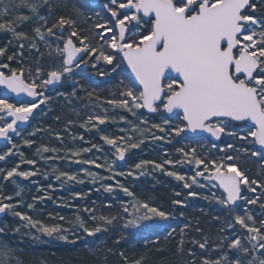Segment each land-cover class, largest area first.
<instances>
[{
	"label": "snow or ice",
	"instance_id": "6c2138e0",
	"mask_svg": "<svg viewBox=\"0 0 264 264\" xmlns=\"http://www.w3.org/2000/svg\"><path fill=\"white\" fill-rule=\"evenodd\" d=\"M70 4V14L57 15ZM86 6L90 7L88 0L80 4L0 0V33L7 35L0 44V86L15 96L0 98V140L5 141L0 150V216L19 221V226L0 224V264H22L12 239L22 229L33 240L49 237L75 244L112 229L177 219L174 212L136 198L127 186L129 177L138 179L148 166L183 182L188 197H202L220 208L221 214L213 217L219 228L214 240L199 227L196 232L202 239L188 240L186 230L191 225L179 228L178 253L184 254L186 243L193 245L186 253L189 264H264V178L250 176L241 163L255 158L264 176V0H106L105 16L97 12L95 19L85 17L91 24L85 32L79 15ZM25 49L38 54L31 64L25 60ZM89 69L100 77H121L116 91L100 97L75 80L77 74L90 80ZM70 80V92L58 91ZM53 93L66 106L82 101L86 116L67 120L62 131L22 130L21 124L31 126V120L43 112L42 105L47 108L53 103ZM144 109L169 115L156 123L145 118ZM76 115L80 117V112ZM55 120L59 122L60 116ZM42 132L52 133L57 145L36 146L34 158H28L22 146L32 148L33 137ZM185 132L213 138L211 147L222 155H201L195 147H179L175 160L141 159L128 165L132 150L142 151L141 145L149 139L170 144ZM225 136L233 142L218 147L215 141ZM24 165L31 167L25 170ZM45 165L50 172L40 170ZM167 165L191 166V175L168 170ZM37 176L48 183L37 188L39 194L32 202L18 199L25 191L18 178L37 184L32 179ZM86 178L99 185L95 191L122 192L134 203L110 216L97 215L95 206H85L68 227L62 223L63 216L48 213L45 221L29 214L47 201L57 203L53 193L58 188H74ZM5 183L15 186L14 195L4 194ZM88 195L83 190L71 192L75 200H86ZM172 205L174 210L185 207L186 200L173 199ZM165 231L172 237L177 228L169 225ZM120 240L117 237L114 244ZM153 243H159V237ZM119 256L121 264H145L143 255L130 259L120 250Z\"/></svg>",
	"mask_w": 264,
	"mask_h": 264
},
{
	"label": "trees",
	"instance_id": "16d2710c",
	"mask_svg": "<svg viewBox=\"0 0 264 264\" xmlns=\"http://www.w3.org/2000/svg\"><path fill=\"white\" fill-rule=\"evenodd\" d=\"M75 3H83L84 0H74ZM106 0H99L97 3H93L92 0H88L90 7H85L79 15V22L81 28L86 32L91 28V24L86 22L85 17L92 16L95 19V13H100L101 16H105V11L102 5ZM72 12L71 4L64 13L59 14H70ZM7 35H0V44L5 43ZM33 55L29 54L28 49H25V60L27 63H33ZM13 66H17L13 63ZM26 67V65H25ZM88 75L90 80L81 79L80 75H77L78 81L84 84L86 87L94 89L96 94L100 97L111 96L118 87L119 80L121 77H100L94 74V70L89 69ZM127 84L128 81L125 80ZM3 95L0 93V98ZM10 99H15L9 97ZM64 101L62 99H54L53 101V114H57L61 109ZM145 111V110H143ZM149 114V113H148ZM155 116L156 114H149ZM166 115V114H164ZM184 139L188 141H210L207 137H191L185 133L182 135ZM233 142L231 138L225 136L221 139L218 145ZM240 144V141H235ZM181 142L177 139L174 143L169 145V149L173 154L176 153L175 149L181 146ZM211 144V143H210ZM0 145L4 146L5 144ZM257 147V146H256ZM209 152H215L209 147H203L200 149L201 155H206ZM219 156L218 152H215ZM32 156V154H31ZM151 156V155H150ZM137 159V158H136ZM244 164L245 169L249 172L250 176L257 178H264L261 176V167L256 162L255 158L247 157L246 161H241ZM7 191L13 193L14 188L12 185L5 183ZM133 191L142 200L149 202L150 204L158 207H162L165 211L174 212L177 215V220L171 225L177 228V233L174 236H167L165 231L168 227L157 230L146 236L136 235L135 233L125 229L119 231L112 229L107 234L98 235L92 240H80L75 244L68 245H45L42 247H29L23 253L26 260H32L34 264H121V258L119 251H125V254L131 259L141 255L145 256V264H189L188 257L186 255L187 249L192 247L190 243H186L184 254H179L177 251V241L180 238L179 228L183 227L184 224H190L191 228L186 230L187 239H202V236L196 232V228L199 227L203 230V234L207 235L211 240L217 238L219 234V228L217 222L213 219L214 216L221 214L220 208L212 206L207 203H187L185 207H180L174 210L172 205L173 199H184L181 195L176 197V192H181L179 186H176L172 182L159 178L158 181L154 180H142L137 182L133 186ZM109 200L110 203H109ZM89 204L97 209V215L103 213L104 215H114L122 213L123 202L114 201L109 199L105 195H99L93 193L88 197ZM111 204L110 208L105 205ZM41 209L44 213L41 215L42 218H47L48 212L53 213L56 216L64 215L69 216L70 211L66 209H60L54 207L53 204L47 203L41 205ZM180 212L184 213L183 217H180ZM126 215V214H125ZM49 219V218H48ZM123 223V221H121ZM119 226H117L118 228ZM117 237H121L120 244H114V240ZM159 237V243H153ZM145 240L148 241L147 246ZM108 249H112L111 253Z\"/></svg>",
	"mask_w": 264,
	"mask_h": 264
},
{
	"label": "rangeland",
	"instance_id": "374dc122",
	"mask_svg": "<svg viewBox=\"0 0 264 264\" xmlns=\"http://www.w3.org/2000/svg\"><path fill=\"white\" fill-rule=\"evenodd\" d=\"M97 1H99V0H92L93 3H97ZM0 35H4V34L0 33ZM40 47H41V50L43 51L44 50L43 44H41ZM75 80H78L77 76L75 77ZM71 84H72V81L70 80L68 82V86L66 88H60V89H58V91L70 92ZM81 95L83 96V93H81ZM53 96H54V99H56L54 93H53ZM54 99H53V101H54ZM62 104L63 105L61 106V109H64V110L59 111L57 114H53V103L51 105H49V107H47V108L42 105L41 108L43 109V112H39L35 116V118H33L31 120V126H29V125H26L25 127L20 126V128L22 130L27 129V131H31L32 129H34L36 127H41V128H45V129L51 128L52 132L62 131L67 120H69V119L77 120V119L83 118L87 114L86 110H83V102L82 101H77L72 106H66L64 102ZM49 109H51V110H49ZM77 111L80 112V117H77V115H76ZM143 112L145 113V118L151 120L152 122H156V123H160L161 120L165 116L162 113H156L155 116H151L147 112H145V111H143ZM57 115L60 116L59 122H57L55 120V116H57ZM173 119H174V122H178V121H175V117H173ZM101 127H103V126H101ZM115 127H116L115 125L110 126V130H114ZM75 131L76 132H83V129L76 128ZM25 135H27V132H25ZM182 135H181V137H176L172 141V143H174L177 139H179L180 142L182 143L180 147H186V148L195 147L199 154H200V149L203 147H209L211 150L218 152L216 149H213L211 147V144L208 141H203V142L199 141V140L188 141V140L184 139ZM87 138H92V137L86 136V139ZM33 139L36 141V144L32 148L22 146V151H24L25 155L28 158H34L36 146H39L41 144L57 145V141L53 138V135L50 132L39 133L36 137H33ZM95 141L99 142L98 137H95ZM17 143L21 144V141L19 138H17ZM172 143L169 144L166 141H152L149 139L148 141H146V143L144 145H141V148L143 149L142 151L140 149L132 150V154L128 158V165H134L135 163H137L141 159L155 160L158 163H162L165 158H170L172 160H175L177 158L178 154L177 153L173 154L171 152V150L169 149V145H171ZM224 145L225 144H220V145H218V147L223 148ZM3 147L4 146L0 145V150H2ZM165 153H167V157L165 156ZM31 154H32V156H31ZM219 155H222V153H219ZM41 164H43V161H41ZM23 167L25 170H28L31 166L24 165ZM38 167H39V165H38ZM73 167L75 168L78 166H73ZM120 167L127 170V165L123 164L122 162L120 163ZM190 167L191 166H187V165L176 166L174 169V167L172 165L166 166V168H168V170H178L181 172V174H188V175H191V172L189 171ZM45 168H47V170L49 172L51 171V167L47 166V165H45L44 167H41L40 170L44 171ZM93 170L94 171H100L97 169H93ZM159 178H163V180H167L169 182H172L176 186H179L181 189L180 193L184 198L183 200H186V204L187 203L201 202V203L210 204V205L215 206V207H219L218 205H216L214 203H211L209 201H205L202 197H188L187 192L189 190L183 188V182L176 181L174 177L167 176L164 172H161L160 170L153 171L152 166H148V169L145 172V174L140 175L138 177V179L133 180V178L129 177L128 181H127V186L131 190H133V186L139 181H142V180L158 181ZM32 179L38 181V183L33 184L29 180H23V179L18 178V183L25 188V191L22 193V196L18 199H22L25 203L32 202L31 198L33 196L39 194L37 192V188L41 185H46L48 183V181H44L42 179V177H40V176L34 177ZM119 179L122 182H124L123 177H121ZM52 183L56 184L57 182L52 180ZM12 186L14 188L13 193L10 191H7L5 188V185H4V187H3L4 194L14 195V193L17 189L15 188L14 185H12ZM98 186L99 185L94 186L86 178L84 184L75 185L74 188H66L63 190L58 188L53 193V198L55 200H57V203H53L52 201H47L45 204L51 203V204H53L54 207H58L60 209H66V210L70 211V214L68 217H66L64 215H60V216L65 217V221H63L62 223L64 224L65 227H68L69 226L68 222L71 221L74 223L76 215L79 213H82V210L85 206H87L89 208L92 207L89 204V202H87L88 198L86 200L72 199L71 198V192L72 191L83 190L84 192L89 193L88 197H90V195L93 193H96L99 195H105L106 197H108L109 199H112L114 201H122L123 205L128 204V203H134V201L131 197H127L122 192H117L113 195L105 193L102 190L97 192L94 189H95V187H98ZM196 190L201 191L199 189H196ZM203 191H204V193L207 192L206 189ZM135 196H136V198L140 199L136 194H135ZM140 200H142V199H140ZM110 201L111 200H109V203H110ZM142 201H144V200H142ZM45 204H43V205H45ZM67 205H71V206H67ZM132 211H133V209L130 207L129 212H132ZM41 213L42 214L44 213V211L41 209V206H38L36 212H29V214L36 216V218L48 221L49 216H47V218L44 219L41 217V215H42ZM257 214H258V210H257ZM52 215L56 216L53 213H52ZM176 217H177V215H176ZM128 218H130V217H128ZM176 220L177 219L169 220V221H160V220L149 221L140 228H129L127 230L135 233L136 235L146 236V235L153 233L157 230H162V229L168 227L169 225H172ZM0 224H8L10 226H19V221L17 218L12 217L11 215H3V216H0ZM156 226H158V227H156ZM25 231H26L25 229H22V234L12 237L13 241H15L17 243V247L19 249V255H20V259L22 261V264H34L32 260H26L24 258V255H23V253H25V251L27 250V248L29 249V247L38 248V247H42L45 245L53 246V245H68V244H70V243H65L63 241H60V240H57L54 238H49V237H41V240H33L31 235H24L23 234ZM92 239H94V238L93 237H86V238H82L80 240H92ZM80 240H78V241H80ZM44 264H46V263H44Z\"/></svg>",
	"mask_w": 264,
	"mask_h": 264
},
{
	"label": "water",
	"instance_id": "95a60500",
	"mask_svg": "<svg viewBox=\"0 0 264 264\" xmlns=\"http://www.w3.org/2000/svg\"><path fill=\"white\" fill-rule=\"evenodd\" d=\"M1 87V94L4 96L5 94L7 95V96H13L14 98H15V96H14V94H12V93H6V90L2 87V86H0ZM146 112H147V110L146 109H144ZM148 113V112H147ZM167 115H169V114H167ZM174 117V116H173ZM20 126H22V127H25L26 126V124H21ZM185 134L186 135H188V136H191V137H198V136H206V137H208L206 134H204V133H199V132H197V133H192V132H185ZM210 140H212L213 138H211V137H208ZM221 141V140H220ZM220 141H215V143H219ZM0 143H5V141H3V140H0ZM257 147H259V146H257Z\"/></svg>",
	"mask_w": 264,
	"mask_h": 264
}]
</instances>
